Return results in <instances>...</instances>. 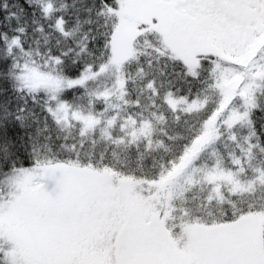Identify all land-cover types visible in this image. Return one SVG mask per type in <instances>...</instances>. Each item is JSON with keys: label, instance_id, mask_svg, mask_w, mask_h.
Instances as JSON below:
<instances>
[{"label": "snow or ice", "instance_id": "obj_1", "mask_svg": "<svg viewBox=\"0 0 264 264\" xmlns=\"http://www.w3.org/2000/svg\"><path fill=\"white\" fill-rule=\"evenodd\" d=\"M0 264H264V0H0Z\"/></svg>", "mask_w": 264, "mask_h": 264}]
</instances>
